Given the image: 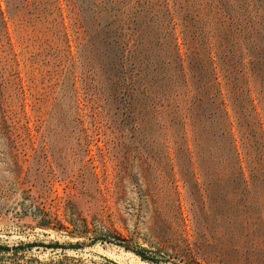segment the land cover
<instances>
[{"label": "rangeland", "instance_id": "1", "mask_svg": "<svg viewBox=\"0 0 264 264\" xmlns=\"http://www.w3.org/2000/svg\"><path fill=\"white\" fill-rule=\"evenodd\" d=\"M0 264H264V0H0Z\"/></svg>", "mask_w": 264, "mask_h": 264}, {"label": "trees", "instance_id": "2", "mask_svg": "<svg viewBox=\"0 0 264 264\" xmlns=\"http://www.w3.org/2000/svg\"><path fill=\"white\" fill-rule=\"evenodd\" d=\"M179 46V45H178ZM179 48V47H178ZM175 59H177L178 57H180V59H182L183 61V58H182V55L180 54V52H178V55L174 56ZM221 104L224 105L225 109H226V103L225 102H221ZM226 114H228L227 110H225ZM229 115L227 117H224L222 120H221V123H222V132L221 134L226 136L228 135L230 137V141L227 143L228 144V147H227V151H231L232 148H231V144L236 142V138L234 137V133L232 131V126H233V123L232 122H229V124L231 125V128L230 130L227 129V122L229 121ZM235 157H238V159L234 160ZM225 161L226 163L230 166L231 168V171L233 173V175L231 176L232 177V180L233 181H236L238 184H240L241 182H246V179L244 178V169H243V166H242V161H241V158H240V152L239 151H236V152H231L230 154H228L225 158ZM40 211H42L44 214L42 216V219H43V223L42 225H49L47 224L48 223V215L47 213H45V211L43 209H40ZM68 222H70V220H66ZM83 231L85 232V230L88 229V225L87 223H84L83 225ZM126 249H131L129 246H125ZM136 254H138L143 260H146V261H149V262H154V263H158V260L152 256H148L146 255L143 251L141 250H133Z\"/></svg>", "mask_w": 264, "mask_h": 264}]
</instances>
